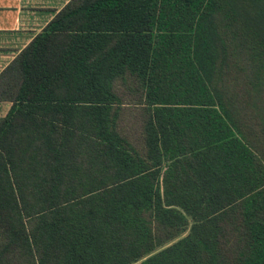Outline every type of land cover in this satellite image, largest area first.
<instances>
[{"label": "trees", "instance_id": "16d2710c", "mask_svg": "<svg viewBox=\"0 0 264 264\" xmlns=\"http://www.w3.org/2000/svg\"><path fill=\"white\" fill-rule=\"evenodd\" d=\"M3 100L0 264H264V0H68Z\"/></svg>", "mask_w": 264, "mask_h": 264}, {"label": "crops", "instance_id": "0c3cea01", "mask_svg": "<svg viewBox=\"0 0 264 264\" xmlns=\"http://www.w3.org/2000/svg\"><path fill=\"white\" fill-rule=\"evenodd\" d=\"M68 0H0V71ZM0 101V116L10 107Z\"/></svg>", "mask_w": 264, "mask_h": 264}]
</instances>
